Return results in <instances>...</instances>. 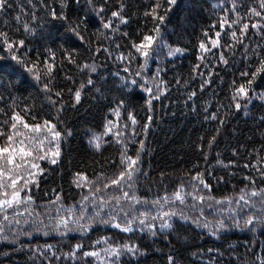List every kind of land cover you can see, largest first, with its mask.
Segmentation results:
<instances>
[{"label": "trees", "instance_id": "trees-1", "mask_svg": "<svg viewBox=\"0 0 264 264\" xmlns=\"http://www.w3.org/2000/svg\"><path fill=\"white\" fill-rule=\"evenodd\" d=\"M47 2L59 10L60 0ZM97 2L102 3L103 0ZM124 2L127 5L125 15L129 18V23L121 25L120 32L115 33L114 39L109 41L104 39L107 30L102 28L87 0H80L79 4L74 0H68V15L72 18L87 16L89 21L88 33L85 35L90 39V45L85 46L79 41H73V47L77 52L76 63L82 65L95 62L96 73L81 71L75 64H68L66 61L62 67L60 66V53L57 49L63 43L64 27L59 21H51L39 5L36 10L38 17L36 23L43 27L37 29L35 37H26L22 30L17 32L16 29L20 25L13 19L20 15V7H23L25 12L31 10L27 0H12L13 7L7 13L0 14V29L8 31L12 38H24L26 46L31 49L29 55L33 58L37 51H43L45 44L57 50V66L53 73L55 78L50 87L54 92L61 93L64 104L63 111L58 112L60 101L58 100L55 108L52 107L45 95L39 91V85L25 89L17 85L14 75L0 74V97H3L0 100V109L7 114H0V122L8 120L14 110L29 124L43 123V120L51 119L62 133L59 162L55 165L47 161L39 162L44 169V174L38 177L39 187L30 185L34 200L29 206L33 213L31 219H36V213H39V219L49 225L45 229L49 235L44 236L42 232L35 231L30 237L24 235L23 219L29 217L27 213L23 217H17L21 219V230L15 241L13 242L11 235L8 240L0 239V264H97L94 257L83 258L82 252L99 251L105 247L103 243L95 244L96 240L104 237H109L110 243L113 244H138L147 252L146 256L136 258L123 255L120 264H167L166 256L169 253L175 256L177 264H209L210 260L214 264H256L257 257H264V227L257 225L255 231H249L243 228V221L240 229L231 228L220 234V239L210 235L208 229L179 220L175 221L176 231L167 238L159 234L153 237L138 230L134 233H123L119 229L101 224L99 219L94 222L90 231L84 233L76 230L75 225L71 223L72 214L66 210L75 206L74 214L78 217L82 198L89 195L87 187H77L73 183L75 174L84 173L89 181H97L102 187L106 179L114 177L120 170L122 149L111 135L104 138L107 142L102 143L100 151L89 143L94 134L100 135L104 132L109 120L120 125L122 138L128 144L127 155L135 157L139 142H144V149L140 152L141 174L136 179L132 191L142 201L147 200L149 203L135 205L138 211L147 210L155 215V206L150 202L165 194L171 198L181 185L186 191H191V184L195 183L192 177L197 172L203 173L204 179L211 186L210 193L203 188L201 193L205 196L210 194L217 200L236 198L246 186V190L253 187L256 190L264 188V180L260 179L258 171L264 169V120H261L264 116V100L260 99V94L264 93V74L258 75L252 84L254 91L249 92L250 102L245 106V102L240 101L242 104L240 111L234 109L231 100L232 82L235 81L237 85L245 83L246 78H242L240 73L254 70L258 62L253 57L252 49L256 48L257 44H264V38L250 28L244 37V44L249 48V58L244 55V45H237L233 54L223 47L229 42L227 28L220 30L218 23V18L225 15L224 10L233 2L237 3L245 22L249 20L255 22L258 18L245 16V13L249 7H258L259 0H176V4L167 13L161 30L167 44L173 48L183 49V53L168 56L167 48H157L156 45L150 51L147 69L142 75L149 80L147 86H152L155 93L152 77L159 69L160 74L156 83L163 80L165 83L160 86L167 89L159 100L152 101L151 113L148 112L147 93L139 86L129 84L128 88H124L121 84L122 78L128 81L136 79L138 84L143 83L140 76H136L135 73L141 71L144 58L135 52L131 44L139 43L143 35L150 33L153 23L150 17L143 16V12L156 0ZM159 2L163 8L167 7L166 0ZM241 2L242 7L239 6ZM117 6V0H110L109 6L106 7V15H110V11L116 10ZM228 15L230 19L234 18L232 13ZM26 19L28 17L21 16V21ZM5 20L8 21L7 27L4 24ZM213 24H216L215 29L211 27ZM205 31L209 37H213L215 31H222V47L203 54L204 60L201 61L198 59L201 55L198 45L201 41L208 44L203 35ZM123 32H127L128 35H121ZM117 43L120 44L119 50L115 47ZM98 45L109 47L112 56L103 52L93 56L92 52L87 50L88 47L94 49ZM2 49L3 45H0V55H6ZM257 50L264 57V50ZM221 51L228 60L227 65L219 63L215 58ZM119 53H123L125 57L131 53L134 57L131 64L128 59L123 63L116 60L115 57ZM7 63L13 62L0 61V64ZM197 64H200L199 69L193 71ZM125 67L129 68L128 72L124 71ZM209 76L211 83L201 91V83L209 79ZM66 77H71V80ZM89 77L94 81L95 87L87 85ZM81 83L86 85L82 90L81 102L73 107V93H70L69 89L74 90ZM96 88L101 92L97 93ZM193 90L197 95L189 99V93ZM119 100L124 101V107L120 109L121 115L117 118L111 110L117 107ZM25 107H28L30 112H25ZM129 113L137 120L135 137L131 136L133 126L128 119ZM212 113L224 121L222 126L218 120L210 118ZM149 114L153 120L145 136L142 128ZM125 124L128 125L127 129L124 128ZM116 130L114 128L113 132ZM68 132H71V135H67ZM125 132L128 134L123 135ZM213 136L215 141L209 148V141ZM3 143V138H0V144ZM246 164L249 167L245 168ZM97 177L101 178L97 180ZM245 177L254 179L255 185L249 184ZM112 192L113 189L109 188L97 195L107 197ZM57 196L60 200L53 203ZM186 201L190 203V197H187ZM86 203L87 214L91 216L96 209L92 208L91 200ZM209 204L212 205L211 208L208 207ZM61 205L63 208L59 215L69 217V227L73 229L66 236H61L52 229V225L56 223V209ZM124 206L128 210V205ZM174 206L178 209L183 208L187 215H195L196 210L188 207L187 203L179 205L176 202ZM203 207L207 219L215 222L219 210L226 209L227 205H216L214 201L206 199ZM19 211L24 212V207L22 206ZM107 211L108 209H105L101 213L105 219ZM13 214V210L9 209L8 215L11 217ZM222 215L227 217V211ZM13 231H17L16 226H13ZM77 243L82 244L83 248L76 253V258H66L65 254L73 250ZM49 244L53 246L52 250L46 249V245ZM209 248L213 251L208 252ZM37 249L45 254L41 256ZM52 251H55L58 260L52 256Z\"/></svg>", "mask_w": 264, "mask_h": 264}, {"label": "snow or ice", "instance_id": "snow-or-ice-1", "mask_svg": "<svg viewBox=\"0 0 264 264\" xmlns=\"http://www.w3.org/2000/svg\"><path fill=\"white\" fill-rule=\"evenodd\" d=\"M76 4L80 3V0H74ZM30 6V11L25 12L23 7H20V15L13 17V19L20 25L16 29L17 32L23 31L26 37H35L37 35V29L42 28L43 25L36 23L38 17L36 15L37 5L40 9L44 10L51 21H59L64 27L65 33L62 37L63 43L58 46V51L60 53V66L62 67L66 61L68 64H75L81 71L87 70L90 73L97 72V65L95 62L77 64L76 63V49L73 47V41H79L81 45H90V39L86 38V33L89 29L88 17L83 18H72L68 15V0H60L59 10L47 2V0H27ZM87 3L91 7L93 14L99 19L100 24L104 30L107 32L104 34V39L111 41L114 39V35L120 32L121 25H127L129 23V18L125 15V8L127 5L124 0H117L116 10H111L110 15H106V7L109 6L110 0H103L102 3H98L97 0H87ZM167 7L163 8V5L156 0L151 7L143 12L144 17H150L153 23V27L149 34L142 36L139 43L132 42L131 47L144 58V62L141 65V71L135 73L136 76H140L143 81L142 84H138L136 79L128 81L122 78L121 87L128 88L129 84L133 86H139L145 93L149 95L147 100L148 112L152 111V101L159 100L160 96L164 94L167 89L161 88V84L165 82L159 80L160 70L152 77L154 82V87L156 92H153L152 86H147L149 80L142 75V72L147 69L148 58L150 56V51L153 50V46L156 45L157 48H167L168 56H175L176 54H182L183 49L179 47H171L167 44L161 30V26L165 24L167 13L171 10L172 6L176 4V0H166ZM243 6L242 2L239 5ZM13 7L12 0H0V14H5L9 9ZM163 12L161 13V9ZM225 15L218 18L219 29L225 30L227 28V35L229 42L224 45L227 50L233 52L237 45H244V55L248 57V45L244 44V37H246L249 29L255 30L257 34H261L264 38V0H259L258 7H249L245 13V16L258 18L255 22L251 20L245 22L244 16L239 12L238 5L233 2L231 6L224 10ZM228 13H232L234 18L230 19ZM21 16H26L28 19L21 21ZM7 27L8 21H4ZM213 29L216 28V24L211 26ZM108 33H111L109 35ZM239 33V34H238ZM123 36H127V32L121 33ZM208 44L201 41L198 45L201 55L198 57L199 60H204L205 53L212 52L213 49H220L221 46V35L222 31H215L213 37H209L208 32L203 33ZM60 39V38H58ZM159 41V44H157ZM55 43V41H53ZM0 45H3V51L6 55H0V61H11L13 63L0 64V74L8 73L16 77V83L20 87L28 88L35 87L39 85V91H41L47 100V102L52 106L56 107L58 100L60 101L59 108L57 111H63L64 104L62 101L61 93L54 92L50 85L54 80V70L57 66V50L45 44L43 51H37L35 57L29 55L31 49L26 46V40L24 38L15 39L9 36L8 31L0 29ZM67 45V47L65 46ZM116 49H120V44L115 45ZM259 50H264V44H257L256 48L252 49L253 57L257 60V64L254 66L253 71H241L240 76L246 78L245 83L239 85L235 81L232 82V96L231 100L236 111H240L242 104L241 100L245 102V106L250 102L251 97L249 96L252 89V84L256 80L257 76L264 74V57L261 56ZM23 50V51H21ZM87 50L92 52L93 56L99 55L101 52L106 53L108 56H112V52L109 47H104L98 45L94 49L88 47ZM219 63L224 65L228 64V60L225 58L223 51L215 57ZM116 60L124 62L128 59L129 64H131L134 57L131 53L128 57H125L123 53H119L115 57ZM200 64L194 66L193 71H197ZM125 72L129 71L128 67L124 68ZM71 80V77H66ZM179 83V81H177ZM211 83V78L204 80L200 85V90L203 91L204 87ZM87 85L95 87L94 81L89 77L87 80ZM85 84L81 83L76 89H69L70 93H73V107L81 102L82 90L85 88ZM97 93L101 90L96 88ZM197 95L196 91L193 90L189 93V99H193ZM55 97V99L53 98ZM3 97H0L2 100ZM260 99L264 100V93L260 94ZM15 105V98H13V107ZM124 107V101L119 100L117 107L112 109V113L119 118L121 115L120 109ZM193 110H195L193 108ZM25 112H30L28 107L24 108ZM207 111V108H205ZM0 114L7 115L0 109ZM247 114V113H245ZM209 117H206V119ZM212 120H218L219 124L222 126L224 124L223 120H219L215 113L210 115ZM35 119V117H33ZM128 119L131 120L132 131L131 136H136L135 125L137 120L135 117L129 113ZM153 117L151 114L147 115L145 118V123L142 128L143 134L146 136L149 126L151 125ZM264 120V116L261 117ZM5 125L7 126V131H5ZM117 129L113 132V129ZM124 128L127 129L128 125L125 124ZM219 131V130H217ZM124 133L123 135H127ZM67 135H71L68 132ZM111 135L115 142L121 146L120 153V170L112 178L106 179L102 187L97 183V181H89L86 174L77 172L75 174V179L73 183L77 187H87L89 195H84L83 202L79 205V216L76 217L75 206L68 208L66 211L71 216V223L75 225V229L81 231L82 233L90 231L93 227L94 222L99 219V222L104 225L111 226L113 228L119 229L123 233H134L137 230L141 233L147 232L149 235L155 237L158 234L163 235L167 238L168 235L176 231L175 221L179 220L184 223H192L197 227H203L209 230V234L220 239V234L223 232L231 230V228H241V221H243V228L249 231H255L256 226L260 225L264 227V188L256 190L254 187L251 190L241 189V194L236 198H225L217 200L210 194L205 196L201 193V188L206 189L208 193L211 192V186L203 177V173L197 172L192 180L195 183L191 184V191H186L183 185L172 194L170 198L167 194L162 197H158L152 200L150 203L155 206V215L151 212L138 211L135 209V205L148 204L149 201L141 200L132 191L135 186L136 179L141 174L140 167V152L144 149V142H139V149L136 151L135 157L127 155L128 144L125 143L122 138V133L120 131V125L113 123L109 120L105 125L104 132L100 135H93L89 140V143L97 150L100 151L102 143H106L105 137ZM62 133L57 129V125L52 122L51 119L43 120V123H33L29 124L23 116L13 110L12 114L8 117V120L0 122V138H3L4 143L0 144V239L8 240L9 235H11L13 242L19 235L21 219L17 217H23L25 213L29 218L23 219V234L26 236H31L33 231L42 232L44 236H48L49 232L45 229L49 225L45 224L42 219H39V213H36V219H31L33 213L29 210V206L34 203L33 197L31 195L30 185H35L39 187L38 177L44 174V169L41 168V161H47L49 164L55 165L59 162L61 157V141ZM215 141V136L209 141V148H211L212 143ZM134 142V141H131ZM235 154V153H234ZM223 163L222 161H218ZM229 165H224L228 167ZM245 168L249 165H244ZM260 171V179L264 180V169H258ZM143 175H147L143 173ZM103 174H101V177ZM101 177H97L99 180ZM244 179L249 181V184L255 185L256 181L251 177H245ZM113 189L112 194L105 197L104 195H97L102 191L107 189ZM23 193V195H22ZM190 197V203L186 201V198ZM214 201L216 205H227V208H221L217 214L215 222H211L204 215V203L205 200ZM60 197H56L58 202ZM91 200V206L94 214L89 216L87 214L88 205L86 202ZM176 202L179 205H188V207L195 209V215L190 216L185 213L183 208H177L174 205ZM125 204L128 205V210L125 209ZM24 207V212H20L19 209ZM209 208L212 207L211 204L208 205ZM63 208L61 205L56 209L57 217L56 223L52 225L53 231L61 236H66L69 231H72L69 227V217L60 216L59 212ZM13 210V216L8 215V210ZM108 209L106 215L107 219L101 215V213ZM227 211V217L223 216L222 213ZM51 219V218H50ZM13 226H16L17 231H13ZM31 228L32 230H28ZM7 229V231H6ZM63 229V230H62ZM243 230V229H242ZM103 243L106 245L99 251H84L82 252L83 258L94 257L97 264H120L121 257L123 255H128L132 258L139 256H146L147 252L140 248L138 244L135 243H123V244H113L110 243L109 237H104L95 241V244L99 245ZM169 243H171L169 241ZM234 247V245H230ZM53 246L51 244L46 245L47 250H52ZM83 248V245L77 243L73 250L68 252L66 258H76V253ZM39 254L43 256L45 253L37 249ZM213 249L209 248L208 252H212ZM219 255L218 250H216ZM52 256H56L55 251H52ZM167 264H177V260L174 255L169 253L166 256ZM209 264H214L213 261H209ZM256 264H264V257H257Z\"/></svg>", "mask_w": 264, "mask_h": 264}]
</instances>
